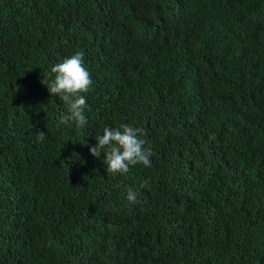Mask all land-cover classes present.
Instances as JSON below:
<instances>
[{"label":"trees","instance_id":"trees-1","mask_svg":"<svg viewBox=\"0 0 264 264\" xmlns=\"http://www.w3.org/2000/svg\"><path fill=\"white\" fill-rule=\"evenodd\" d=\"M75 52L84 129L41 83ZM121 124L151 167L90 154ZM0 264H264V0H0Z\"/></svg>","mask_w":264,"mask_h":264},{"label":"clouds","instance_id":"clouds-1","mask_svg":"<svg viewBox=\"0 0 264 264\" xmlns=\"http://www.w3.org/2000/svg\"><path fill=\"white\" fill-rule=\"evenodd\" d=\"M41 83L46 85L52 96L58 97L66 105V113L59 116V124L71 123L80 129L86 128L88 118L85 112L88 104L85 94L90 91L92 78L83 53L75 52L51 66ZM142 137L143 129L130 124L105 126L101 134L95 135L96 143L89 145V152L93 157L101 159L106 173L112 175L126 174L130 166L137 164L151 167L152 151L145 147L146 141ZM45 138V133L39 131L37 140L43 142ZM146 186L147 181H144L138 188L129 187L125 197L127 202L135 205L141 189Z\"/></svg>","mask_w":264,"mask_h":264}]
</instances>
